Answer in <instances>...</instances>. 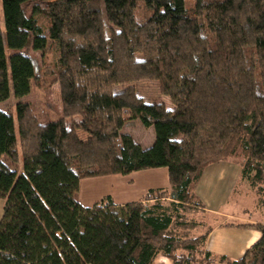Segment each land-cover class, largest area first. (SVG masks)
Wrapping results in <instances>:
<instances>
[{"label":"trees","instance_id":"obj_1","mask_svg":"<svg viewBox=\"0 0 264 264\" xmlns=\"http://www.w3.org/2000/svg\"><path fill=\"white\" fill-rule=\"evenodd\" d=\"M0 19V104L34 83L62 105L47 123L28 102L0 110V264H264V224L235 225L262 238L231 260L194 217L205 169L237 155L264 206V0H1ZM142 81L174 108L140 97ZM132 120L154 129L150 148L122 132ZM160 168L171 192L79 202L82 180Z\"/></svg>","mask_w":264,"mask_h":264},{"label":"rangeland","instance_id":"obj_2","mask_svg":"<svg viewBox=\"0 0 264 264\" xmlns=\"http://www.w3.org/2000/svg\"><path fill=\"white\" fill-rule=\"evenodd\" d=\"M32 10L33 5L28 7L27 14L31 15ZM3 26L4 22L2 19H0V27ZM235 40L236 37L231 30L219 33V44H221V48L234 46ZM28 52L36 59L39 67H41L43 64L42 56L39 53L34 52L32 48L29 49ZM134 87L135 92L140 97L144 98L146 102L161 101L165 102L169 108H174L170 102V99L162 96L158 89L159 85L157 83L142 81L141 83L136 84ZM19 101L30 103L34 113L42 123H47L58 119L62 112L60 90L58 85H53L49 89H42L32 83L31 91L28 96L19 100L16 99L12 94L9 100L0 104V110L6 114H15L16 105ZM77 121L79 124H81L80 119H77ZM122 132L124 134L131 135L134 140H136V142H141L144 148L145 146L146 148H150L155 141L154 129L144 127L140 120L128 121L125 124ZM80 134L81 137H85L83 133L80 132ZM242 160V156L237 155L231 158L229 161L215 165L216 168H214L215 166H212L213 168H210L204 175L202 181L196 185L195 188L197 194L205 196L209 200V206L211 207L221 204L222 206H225L223 209L224 211L240 210V208L243 207V210L248 209L252 218L255 220L257 219V221L258 219L264 221V206H262L256 191L252 189L247 181L241 180L240 182L239 180L237 182V170L240 169ZM18 169L21 168L19 167ZM221 169H224V171ZM221 171L223 172L222 174H220ZM114 176L115 175L112 177ZM132 177L133 179H131V181L134 180V183L129 184L127 181H124V183L128 185L127 189L124 187L123 189H117V191L122 194L130 192L131 198L139 196L140 188L145 185V171L136 172V174H134ZM116 188L117 184L112 183L111 187V183H109L103 192H106L107 189L110 192H112L111 190L115 192ZM3 203L4 201L0 200V209L3 207ZM0 214L2 217L3 209L1 210ZM196 215L193 216L199 221L205 222V228L198 232L200 234L218 222L217 219L208 213H199L197 216ZM242 215L243 217H247L245 212H243Z\"/></svg>","mask_w":264,"mask_h":264},{"label":"crops","instance_id":"obj_3","mask_svg":"<svg viewBox=\"0 0 264 264\" xmlns=\"http://www.w3.org/2000/svg\"><path fill=\"white\" fill-rule=\"evenodd\" d=\"M138 143L142 145L141 142ZM221 163L222 162L218 164ZM218 164H214L206 168L196 185L202 181L206 172L210 168H213L212 166ZM214 168H216V166ZM221 170L224 171V169ZM222 171L220 174L223 173ZM237 172V182L239 180L240 182L241 180L244 181L242 179V168L240 167ZM134 174L136 173H132L127 176L115 175L114 177L106 176L82 180L80 183V191L78 195L79 202L83 207L87 208L92 207L94 204L100 202L104 197L111 196L114 199L115 204L124 205L127 203L139 201L143 198V196L148 193L149 190L152 189H166L169 192L172 191L171 185L169 183L168 170L166 168H160L145 171V185L140 188L139 196L131 198L130 192L123 194L119 193V191H117L118 188H128V185L124 183V181H127L129 184L134 183V180L131 181V179H133L132 176H134ZM119 182H121L122 184ZM109 183H111V187L112 183L117 184V188L115 191L116 193L113 192V190H111L112 192H110L108 190L109 188L106 190V192H103V190L107 187V185H109ZM195 187L194 193L204 204L205 213L212 215L215 219L218 220L215 225L210 227L211 232L209 233V236L206 241V249L217 257H227L231 260L242 259L246 252L261 240L262 233L255 229L238 228L235 225L256 223L264 224V221H261L259 219L258 221L257 219L255 220L250 216V212L248 211V209L243 210V207L240 208V210L230 211H224L223 209L225 208V206H222L221 204H217L215 207H211L209 206V200L205 196L198 195ZM3 207L0 209V213ZM243 212H245L247 217H243ZM1 218L2 217L0 214V220ZM153 264L174 263L168 258L159 256ZM213 264L221 263L215 262Z\"/></svg>","mask_w":264,"mask_h":264}]
</instances>
